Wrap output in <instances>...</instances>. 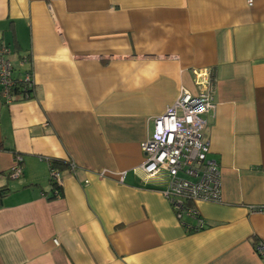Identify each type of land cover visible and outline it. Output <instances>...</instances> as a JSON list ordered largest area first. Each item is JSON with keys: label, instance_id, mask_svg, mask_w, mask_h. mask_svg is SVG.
Listing matches in <instances>:
<instances>
[{"label": "crops", "instance_id": "0c3cea01", "mask_svg": "<svg viewBox=\"0 0 264 264\" xmlns=\"http://www.w3.org/2000/svg\"><path fill=\"white\" fill-rule=\"evenodd\" d=\"M0 45L35 85L0 96V264H264V0H0ZM205 68L221 203L197 202L193 231L140 144ZM47 159L75 165L50 200Z\"/></svg>", "mask_w": 264, "mask_h": 264}, {"label": "built area", "instance_id": "2783aa9c", "mask_svg": "<svg viewBox=\"0 0 264 264\" xmlns=\"http://www.w3.org/2000/svg\"><path fill=\"white\" fill-rule=\"evenodd\" d=\"M11 51L0 45V96L5 105L16 99L25 101L33 96L32 73L26 71L20 78L13 76L9 59ZM28 63L27 58L21 64ZM195 92L181 88L175 101L165 108L164 113L153 120V130L140 144L143 157L141 170L148 176L165 170L170 183L163 192L176 218L188 230L203 229L204 221L195 204L197 202L221 203V181L218 164L208 158L209 142L205 137V116L213 109L216 80L213 69L192 70ZM49 164V182L52 188H60V171ZM75 165L69 161L70 172ZM22 175V157L15 155L9 177L18 179ZM61 196L54 189V198ZM251 213L264 215V205L249 206ZM185 218L196 220L194 227L188 226ZM57 244V241L54 240ZM255 253L264 257V243H256Z\"/></svg>", "mask_w": 264, "mask_h": 264}, {"label": "trees", "instance_id": "16d2710c", "mask_svg": "<svg viewBox=\"0 0 264 264\" xmlns=\"http://www.w3.org/2000/svg\"><path fill=\"white\" fill-rule=\"evenodd\" d=\"M52 165L54 167H56L58 170H62V168H66L68 169L69 168V161L67 162H64V161H60V160H56V159H50ZM10 173V172H9ZM54 189L55 190H60V188H52V193H51V196H49L47 199H53L54 198Z\"/></svg>", "mask_w": 264, "mask_h": 264}]
</instances>
